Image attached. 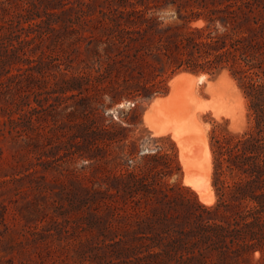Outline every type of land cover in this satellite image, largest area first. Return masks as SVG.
Wrapping results in <instances>:
<instances>
[{"label": "trees", "instance_id": "trees-1", "mask_svg": "<svg viewBox=\"0 0 264 264\" xmlns=\"http://www.w3.org/2000/svg\"><path fill=\"white\" fill-rule=\"evenodd\" d=\"M167 9L181 22L166 25ZM59 11L78 16L59 20ZM181 70H228L248 102L243 132L212 137V205L172 181L181 173L173 142L142 151L141 138H130L139 113L130 126L106 116L122 100L164 95ZM58 76L55 112L79 114L67 124L61 164L77 191L59 213L82 216H40L49 217L40 231L30 213L48 198L47 94ZM113 161L118 171L107 167ZM63 232L80 264H241L264 255V0H0V264H14L20 238Z\"/></svg>", "mask_w": 264, "mask_h": 264}, {"label": "rangeland", "instance_id": "rangeland-1", "mask_svg": "<svg viewBox=\"0 0 264 264\" xmlns=\"http://www.w3.org/2000/svg\"><path fill=\"white\" fill-rule=\"evenodd\" d=\"M160 15L164 19V22L166 25L176 24V23L181 22L175 10L167 9L165 11H162ZM77 16H78V13H72V12L62 13L61 11H59V15L54 16V18L61 20V19H67L71 17L73 18ZM195 22H193V25L203 24V21H202V24H195ZM63 25H64L63 21H59L58 23H56V26L59 27L57 33L64 31L62 28ZM76 27L80 30L79 24H76ZM39 28H40L39 26L38 27L35 26L33 30H37ZM86 34H88V32H86ZM65 42H67V39L65 40ZM47 43L50 44L52 47L55 46L54 42L51 41V39L47 40ZM57 47H59V45H57ZM73 47H74L73 44L64 45V49L67 51H71ZM81 48L83 51L82 57L88 61L90 59L91 53L87 51L85 42L83 43ZM73 57L74 59H73L72 64L75 67V69H77V67L82 65L83 63L79 64L80 59L78 56V52L73 51ZM70 75L71 73H68V76ZM217 75L218 74L216 75L208 74L211 80H215L217 78ZM61 79H65V78H63L62 76L51 77L49 80V84H48L49 92L47 94L48 96L47 119H48V125H49L48 126L49 132H48V139H47V149H48V159H49V166H50V170L47 172V177L49 181L48 183L50 187L47 192L48 198H44V197L39 198V202H40L39 207L41 208L42 206L43 208V205H44L45 206L44 211H31L30 213L31 216H33V218H38L37 222H38L40 231H44V230H41L40 228L44 224H46L47 220L49 219V217H47V220L39 221L40 216H82V213L79 211H71L70 214H67V215L59 213L62 210L59 208L60 205L64 206L65 208H71L69 200L65 199L66 194L67 193L73 194L75 191H77L75 188L73 175L71 174L70 170H67L61 164H63L62 162L66 159V156H67L66 154L69 152V146H70L68 144V139H69V135L71 134L72 130L68 128L67 124L71 123L72 121L71 119H77L79 115V114H76L75 116H67V113L65 111H60V110H59V113L55 112L56 110L55 97L58 94L59 95H63V94L60 92L59 93L54 92V88H55L54 83L57 80L61 81ZM169 80L167 83L168 90H169ZM234 80L237 82L235 78ZM237 85L239 86L238 82H237ZM206 87H207V82H202L200 84V89L202 90L204 97L210 98L211 94L206 91ZM242 93H243L244 100H245V104L243 106L245 107V120L239 129H234L231 126V119L228 117H223L222 119H216V118H213L209 114L206 115L205 121L209 123V135H210L211 147L213 144V140H212L213 136H215L217 139L223 140L224 137L227 136L228 134L241 133L247 128L249 124L248 102H247V99L243 91ZM62 101L65 102V100H62ZM107 103H109L108 99H107ZM149 104H150L149 100H143L138 103L137 102L135 103L132 100L125 99V100H122L116 103L113 106H110L106 112V116L110 117L108 115L110 113L113 115V117H115V120L122 122L125 126H130L128 125L129 124L128 120L131 119L135 115V113H139L141 124H139L136 127L135 126L132 127L134 130L130 132V138H138V137L141 138L139 140V147L140 148L142 147V151L147 149L148 147L155 149L156 146H162V147L168 146L172 142L176 145V142L173 140L171 136L152 135L150 129L144 123L143 113ZM56 120L60 125V128L58 130V138L55 136L54 121ZM213 159H214V154H213ZM82 164H83V161L80 160L78 163H76L74 166H71V167L80 168ZM107 167L114 171L119 170V166L117 162L115 161L109 162L107 164ZM92 171H93L92 168H89L86 170L88 174H91ZM182 171L183 169L181 166V173L178 176H175L172 179V181H175L178 179L180 182L183 183ZM213 174H214V170H213ZM212 183H213V180H212ZM216 199H217V196H216ZM52 232L56 233L57 230L53 229ZM65 236H66V233L63 232L58 235L56 234V236L47 237L46 239L47 241L42 240V241H37V242L33 240L34 239L33 237H31V239H26L24 237L20 238L21 242L18 244L14 252V264H80L76 262V258L74 257L73 246H68L66 245V241L64 239H59V238H64ZM43 238H46V237H43ZM241 264H264V255L261 251L257 250L252 255L247 256L241 262Z\"/></svg>", "mask_w": 264, "mask_h": 264}, {"label": "bare ground", "instance_id": "bare-ground-1", "mask_svg": "<svg viewBox=\"0 0 264 264\" xmlns=\"http://www.w3.org/2000/svg\"><path fill=\"white\" fill-rule=\"evenodd\" d=\"M202 82H207L210 98L204 97L200 89ZM244 104L243 93L227 70L215 80L207 73L181 70L170 78L168 93L155 97L143 115L152 135L171 136L176 142L186 174L183 184L191 187L206 205L216 201L212 183L214 159L206 115L216 119L228 117L231 126L239 129L245 120Z\"/></svg>", "mask_w": 264, "mask_h": 264}, {"label": "water", "instance_id": "water-1", "mask_svg": "<svg viewBox=\"0 0 264 264\" xmlns=\"http://www.w3.org/2000/svg\"><path fill=\"white\" fill-rule=\"evenodd\" d=\"M188 71V70H187ZM192 72V71H191ZM222 72V71H221ZM176 73V72H175ZM174 73V74H175ZM194 73H207V74H209L208 72H203V71H200V72H194ZM173 74V75H174ZM219 74V73H218ZM172 75V76H173ZM171 76V77H172ZM169 91V90H168ZM168 93V92H167ZM166 94V93H165ZM158 95H156V96H154V97H152L151 99H149V103H151V101L155 98V97H157ZM146 110H147V108L144 110V113H143V115L145 114V112H146ZM185 176H186V174H185V172H184V170L182 171V178H183V181H184V179H185Z\"/></svg>", "mask_w": 264, "mask_h": 264}]
</instances>
